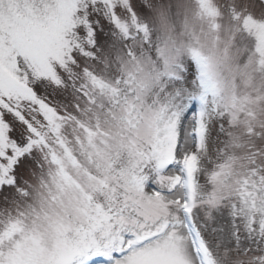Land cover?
I'll list each match as a JSON object with an SVG mask.
<instances>
[{"label":"snow or ice","instance_id":"1","mask_svg":"<svg viewBox=\"0 0 264 264\" xmlns=\"http://www.w3.org/2000/svg\"><path fill=\"white\" fill-rule=\"evenodd\" d=\"M0 264H264V0H0Z\"/></svg>","mask_w":264,"mask_h":264}]
</instances>
